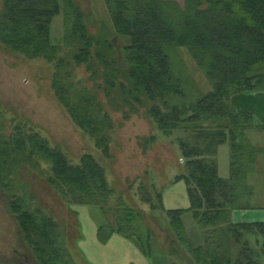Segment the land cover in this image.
I'll return each mask as SVG.
<instances>
[{"label":"trees","instance_id":"obj_1","mask_svg":"<svg viewBox=\"0 0 264 264\" xmlns=\"http://www.w3.org/2000/svg\"><path fill=\"white\" fill-rule=\"evenodd\" d=\"M63 3L2 0L0 44L12 53L41 59L52 67L55 97L102 156L109 154L114 122L94 96L78 83L73 84V69L80 66L90 72L92 80L100 75L105 96L109 99L112 92L116 104L126 107L129 113H136V106L146 103L147 114L158 129L186 133V138L177 140L186 174L174 181L185 183L189 207L164 211L177 238L183 236L181 215L191 212L205 234L204 245L191 249L194 262L262 264L264 223L233 224L230 220L232 210L247 206L240 197L241 185L251 167L242 159L247 153L239 137L251 127L253 119L249 113L237 112L229 101L235 94L264 91V0H183L182 7L168 0H103L111 31L126 42L121 64L107 34L89 35L81 12L70 0ZM60 13L65 29L63 41L70 46L69 60L60 54L49 35L50 23ZM176 47L188 51L211 86L210 91L188 104L183 79L177 77L173 66ZM127 118L124 113L123 119ZM226 141L230 171L223 179L218 176L215 156ZM27 161L47 167L49 183L69 204L98 206L107 203L112 194L104 169L92 155L83 154L78 164H71L58 148L50 147L21 124L0 141L2 191L9 188L8 179L16 165ZM143 202L154 208L150 199ZM12 211L38 261L61 263L51 221L25 210L21 201H14ZM134 214L139 222V212L129 210L124 223H132ZM205 226L213 230L203 229ZM106 228L109 233L104 235L101 230ZM117 229L99 225L98 241L104 243L115 232L132 239L142 255L154 251L148 235H128L122 225ZM248 237L254 238V244ZM40 242L43 249L37 248Z\"/></svg>","mask_w":264,"mask_h":264},{"label":"rangeland","instance_id":"obj_2","mask_svg":"<svg viewBox=\"0 0 264 264\" xmlns=\"http://www.w3.org/2000/svg\"><path fill=\"white\" fill-rule=\"evenodd\" d=\"M57 1L61 6L64 4L63 0ZM70 1L84 17L89 35L98 37L103 35V32L107 34V41L114 47L117 60L121 64L123 60L121 51L126 42L111 31L103 0ZM174 1L182 7L183 0H168L170 4H174ZM1 6L2 0L0 10ZM64 30L63 17L60 13L52 19L49 35L51 42L60 48V54L69 60L67 53L70 46L63 41ZM172 58L177 77L183 79L182 89L186 96V104L211 90L210 84L185 48H174ZM51 75L52 67L45 61L12 53L0 44V141L7 139L12 129L21 124L30 132L37 133L50 147L58 148L71 164H78L83 154H90L104 169L112 194L107 203L98 206L69 204V201L63 199L49 183L46 166L37 167L34 166L35 163L28 161L21 165L22 161L21 166L16 165L15 173L8 179L9 188L5 191L0 188V264H41L32 246L25 241L16 216L12 213L14 201H21L25 210H30L29 212H33L40 219L51 221L61 258L59 264L92 262L118 264L115 260L117 253L115 247L106 245L98 249L92 244L97 227L104 224L110 225L113 229L122 225L128 235L139 234L141 238L148 235L151 247L167 254L170 264H197L193 261L191 249L204 245V230H201L192 215H184L183 225L181 223L184 226L183 236L179 239L172 229L169 218L164 215V209H160L163 190L175 182V177L186 174L185 160L181 158L177 142L179 138H186V133L164 130L167 132L165 133L158 129L147 114L149 105L146 103L143 106H136V113H129L126 107L116 104L117 99L112 92L109 99L105 96L100 75L92 80L90 72L84 66H80L73 69V84L78 83L94 96L114 122L115 130L111 136L109 154L102 156L101 152L94 148L90 136L76 128L55 97L51 88ZM80 89L83 88L77 90ZM172 101L176 102L174 98ZM124 113L128 115L125 120ZM188 115L189 113L185 116ZM257 126L262 129H258ZM263 129L264 125L257 124L253 119L251 127L244 130L243 135L239 137L241 146H244L242 150L245 151L244 154L247 153V158L242 159L246 161L247 167H251L241 185L240 197L244 199L242 202L247 205L246 209L264 208V202L251 205L253 192L263 191L264 194V188L257 190L258 187H264ZM215 159L218 176L228 178L230 171L228 141L217 148ZM245 163L243 166H246ZM250 184H253L254 189ZM144 199H150L154 208L144 203ZM129 210L139 212L141 220L138 222V215L134 214L132 223H124L123 218ZM249 215L258 219H251L250 222L241 220L231 222L264 223V211H251ZM108 229L101 231L105 235L109 233ZM184 229L188 231L187 237ZM248 238L250 243L254 244V238ZM96 239L98 241L97 235ZM224 244L227 245V242L224 241ZM43 245V242H40L37 248L43 249ZM90 251L94 252L96 257L91 258Z\"/></svg>","mask_w":264,"mask_h":264},{"label":"crops","instance_id":"obj_3","mask_svg":"<svg viewBox=\"0 0 264 264\" xmlns=\"http://www.w3.org/2000/svg\"><path fill=\"white\" fill-rule=\"evenodd\" d=\"M230 103L237 112L249 113L251 114V116L253 117L254 121L257 124L264 125V91L235 94L231 96ZM262 132H264V129L262 130ZM251 187L252 189H254L253 184L251 185ZM261 188L264 187H258L257 190ZM262 193L263 191L261 193L253 192L251 196L252 204L251 202L250 204L257 205L260 204L259 202H264V194ZM254 197L255 199H253ZM160 205L161 208L164 209V211L188 209L189 201L186 194L185 183L183 181L172 182L171 186L165 188V190H163L162 192V200L160 202ZM251 211H264V208L252 207L251 209H243V210L235 209L232 211L231 221L239 222L241 220L243 222H250L251 219L252 220H254L255 218L258 219L255 216L249 215ZM187 214L191 215L189 212H185L181 215L180 217L181 223H182V216ZM182 227L184 228V226ZM184 230L186 231L185 235L187 237L188 231L186 229ZM91 233L93 235L94 231ZM92 241H93L92 244L95 245L98 249H101L106 245L110 247H115L117 252L115 255L116 256L115 260L116 262H118V264H170L171 263L167 254L159 252L156 248H153L154 251H151L150 253H148V255H142L140 251L134 246L135 244L132 241L131 242L129 240L127 241L126 239H124L123 237L117 234L116 235L113 234L110 237H108V239L104 242V245L100 244L101 242L97 241L96 233H95V238H93ZM100 252L102 253L101 250ZM89 254L91 258L96 257V255H94V252L92 253V251H90ZM91 264L94 263L92 262ZM106 264H109V262H107Z\"/></svg>","mask_w":264,"mask_h":264}]
</instances>
